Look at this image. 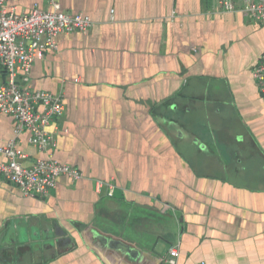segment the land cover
Returning a JSON list of instances; mask_svg holds the SVG:
<instances>
[{
	"label": "crops",
	"instance_id": "obj_1",
	"mask_svg": "<svg viewBox=\"0 0 264 264\" xmlns=\"http://www.w3.org/2000/svg\"><path fill=\"white\" fill-rule=\"evenodd\" d=\"M59 4L93 26L57 37L24 84L63 96L53 159L82 177L45 198L0 181V264H166L172 248L177 264H264V97L251 77L264 23L215 0ZM14 126L0 114V146ZM19 146L25 167L44 158L27 134Z\"/></svg>",
	"mask_w": 264,
	"mask_h": 264
},
{
	"label": "built area",
	"instance_id": "obj_2",
	"mask_svg": "<svg viewBox=\"0 0 264 264\" xmlns=\"http://www.w3.org/2000/svg\"><path fill=\"white\" fill-rule=\"evenodd\" d=\"M0 0V68L7 76L0 86V114L15 122L13 137L0 146V181L16 187L23 197L45 198L56 189L60 177L72 182L81 179L76 169L53 159L55 134L64 114L60 94L31 90L24 83L32 65L48 51L56 50L55 40L62 35L86 33L93 26L89 16L61 11L59 0H48L49 10L34 7L17 13ZM225 13L240 12L251 20L264 23V0H215ZM258 92L264 97V52L251 70ZM52 128V132L49 129ZM28 135V143L44 158L34 159L29 167L19 146V138ZM99 187L103 183H97ZM164 206L161 210L165 214ZM178 252L172 248L166 264H177Z\"/></svg>",
	"mask_w": 264,
	"mask_h": 264
}]
</instances>
